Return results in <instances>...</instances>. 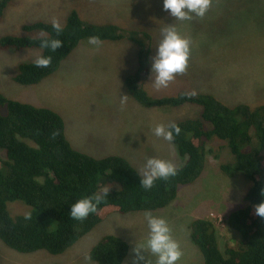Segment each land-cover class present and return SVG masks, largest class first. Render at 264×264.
Returning <instances> with one entry per match:
<instances>
[{
    "label": "trees",
    "instance_id": "1",
    "mask_svg": "<svg viewBox=\"0 0 264 264\" xmlns=\"http://www.w3.org/2000/svg\"><path fill=\"white\" fill-rule=\"evenodd\" d=\"M13 1L0 0V21ZM51 24L36 21L24 25L21 35L0 38V51L29 50L38 52L36 58L52 57L47 68L35 67L36 58L21 63L13 78L15 84L33 87L48 80L90 36L97 35L110 44L129 41L138 52L132 71L123 74L127 96L145 109L168 108L176 115L185 108L192 111L191 116L174 119L172 112L166 119L167 126L174 123L181 128L180 135L171 141L181 163L175 166L176 176L158 179L146 190L140 186L142 174L124 157H95L74 148L59 113L0 93V241L21 255L46 252L61 256L112 215L167 209L177 200L180 188L205 179L209 156L227 149L232 160L221 165V173L232 180L241 177L248 184L236 206L239 208L224 207L221 224L228 228L231 238L219 241L217 224L208 215L192 221L190 239L204 264H264V219L254 214V205L264 200V103L248 104L231 98L230 104L216 79L189 82L177 94L154 98L141 86V80L143 75L150 76V55L153 58L159 44L154 39L160 42L161 33L126 29L118 23L94 24L76 10L67 16L59 35ZM45 38L60 39L62 47L55 52L42 49L40 41ZM211 41L219 42L216 38ZM93 195L102 197L96 213L83 221L71 219V205ZM15 203L31 208L30 220L24 219L26 213H12L9 207ZM129 252L126 240L108 235L88 256L93 264H125Z\"/></svg>",
    "mask_w": 264,
    "mask_h": 264
},
{
    "label": "rangeland",
    "instance_id": "2",
    "mask_svg": "<svg viewBox=\"0 0 264 264\" xmlns=\"http://www.w3.org/2000/svg\"><path fill=\"white\" fill-rule=\"evenodd\" d=\"M73 10L94 24L118 23L123 28L151 34L161 33L162 29L172 25L189 40L187 69L168 87L157 89L150 76H142L141 86L154 98L177 94L189 82L197 84L216 79L230 104H233L231 98H240L237 101L248 104L264 103V0H211L206 17L193 16L191 20L183 21L175 20L163 10V0H14L0 21V38L9 34L21 35L24 25L36 21L52 23L55 19L63 25ZM212 38L219 42H212ZM154 42L158 44L159 39ZM137 52L138 47L129 41L106 42L94 49L86 40L48 80L37 86L21 87L13 81L18 66L34 60L38 52L0 51V93L15 101L59 113L65 121L67 139L84 153L95 157H124L141 174L149 158L179 166L178 149L172 142L153 135L152 129L158 124L167 126L166 119L172 112L171 119L191 116V109L185 108L177 115L175 110L168 108L150 110L142 108L130 97L121 108L120 97L127 95L123 74L131 72L136 65ZM226 85L230 86L225 89ZM24 142L33 146L29 140ZM231 160L227 149L218 156H209L208 174L204 180L195 186L180 188L177 200L167 209L151 212L168 221L172 236L182 251L178 264H204L202 254L190 239L189 226L199 217L209 215L216 222L219 241L226 236L231 238L228 228L221 224L224 207L238 206L244 188H248L241 177L232 180L221 173V165ZM15 204L9 207L14 215L31 211L26 205ZM216 209L218 213H214ZM147 234L144 213L115 214L61 256L46 252L21 255L0 241V264H85L84 257L108 235L120 237L130 244L125 264H131L132 246L136 241L142 244Z\"/></svg>",
    "mask_w": 264,
    "mask_h": 264
},
{
    "label": "clouds",
    "instance_id": "3",
    "mask_svg": "<svg viewBox=\"0 0 264 264\" xmlns=\"http://www.w3.org/2000/svg\"><path fill=\"white\" fill-rule=\"evenodd\" d=\"M211 0H163V10L168 12L175 20H191L193 16L204 17L210 7ZM52 29L57 35L63 31L59 21L53 20ZM162 39L155 49V55L151 60L150 79L154 86L166 88L174 81L177 75L183 74L188 66L190 57V42L183 38L172 25L161 30ZM60 39H42L40 47L55 52L62 47ZM88 44L94 49H99L103 45V40L93 35L88 38ZM52 61L51 56H40L34 60L37 68H47ZM195 95V93H193ZM129 97L121 95V108L126 105ZM153 135L171 142L174 136L181 133V128L177 124L165 126L158 124L152 129ZM177 175L176 167L170 162L157 158H149L144 165V171L140 176V186L149 190L154 186L156 180H167ZM264 195V189H261ZM100 195H93L81 198L73 203L69 209V217L77 221L85 220L90 214L97 211L101 203ZM254 214L264 219V200L254 205ZM144 218L147 222L148 234L142 244L137 241L132 246L133 259L131 264H178L182 251L179 243L173 238L172 230L168 221L160 216H155L151 212H145ZM24 219L30 220L31 215L26 214ZM153 257L154 260L148 257ZM85 264H90L91 257H84Z\"/></svg>",
    "mask_w": 264,
    "mask_h": 264
},
{
    "label": "bare ground",
    "instance_id": "4",
    "mask_svg": "<svg viewBox=\"0 0 264 264\" xmlns=\"http://www.w3.org/2000/svg\"><path fill=\"white\" fill-rule=\"evenodd\" d=\"M189 124V123H188ZM192 126V125H191ZM194 134H196V133H194ZM199 136H201V135H199Z\"/></svg>",
    "mask_w": 264,
    "mask_h": 264
}]
</instances>
